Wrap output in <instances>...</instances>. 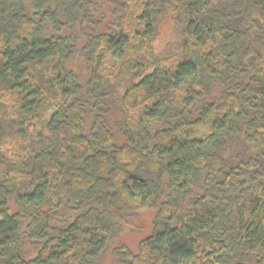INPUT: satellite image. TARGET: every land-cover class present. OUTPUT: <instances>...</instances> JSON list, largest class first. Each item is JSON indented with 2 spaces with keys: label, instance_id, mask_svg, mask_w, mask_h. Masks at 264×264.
Listing matches in <instances>:
<instances>
[{
  "label": "trees",
  "instance_id": "16d2710c",
  "mask_svg": "<svg viewBox=\"0 0 264 264\" xmlns=\"http://www.w3.org/2000/svg\"><path fill=\"white\" fill-rule=\"evenodd\" d=\"M144 209L114 264H264V0H0V264H98Z\"/></svg>",
  "mask_w": 264,
  "mask_h": 264
},
{
  "label": "rangeland",
  "instance_id": "374dc122",
  "mask_svg": "<svg viewBox=\"0 0 264 264\" xmlns=\"http://www.w3.org/2000/svg\"><path fill=\"white\" fill-rule=\"evenodd\" d=\"M180 29L175 25L174 19L168 17L162 20L158 27V35L154 41V49L164 55L169 49L180 42ZM12 145V144H10ZM155 211L150 209L142 210L136 217L125 223L121 234L110 243L104 251L98 264H114V250L117 245L125 244L134 252L139 250V245L148 237L154 228Z\"/></svg>",
  "mask_w": 264,
  "mask_h": 264
}]
</instances>
